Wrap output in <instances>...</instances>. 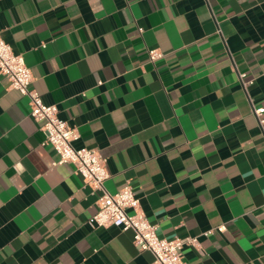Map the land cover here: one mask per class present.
Wrapping results in <instances>:
<instances>
[{
  "label": "crops",
  "instance_id": "1",
  "mask_svg": "<svg viewBox=\"0 0 264 264\" xmlns=\"http://www.w3.org/2000/svg\"><path fill=\"white\" fill-rule=\"evenodd\" d=\"M0 31L105 188L198 238L187 264H264V0H0ZM45 140L0 75V264H153L132 230L89 224L98 192Z\"/></svg>",
  "mask_w": 264,
  "mask_h": 264
},
{
  "label": "built area",
  "instance_id": "2",
  "mask_svg": "<svg viewBox=\"0 0 264 264\" xmlns=\"http://www.w3.org/2000/svg\"><path fill=\"white\" fill-rule=\"evenodd\" d=\"M163 52L150 49L149 57L156 60ZM0 75L6 76L10 85L29 99L30 114L46 134L45 142L51 144L59 154L57 163L72 162L75 171L83 177L84 183L98 192L97 211L89 219L92 227L117 226L133 231V241L141 250L154 254L153 264H187L184 259L186 246H197L196 236L161 237L158 225L152 223L142 209L140 198L131 184L115 193H110L104 185L110 176L106 158L96 148L76 147L74 141L79 131L67 120L59 116L56 104H47L33 83V72L22 53L14 51L0 31ZM255 113L261 122L264 107H256ZM220 226L219 229H222Z\"/></svg>",
  "mask_w": 264,
  "mask_h": 264
}]
</instances>
